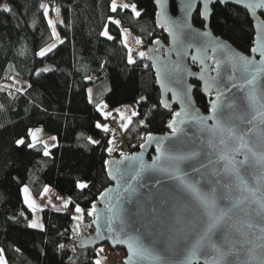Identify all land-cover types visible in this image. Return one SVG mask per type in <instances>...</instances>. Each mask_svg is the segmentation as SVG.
<instances>
[{
  "label": "trees",
  "instance_id": "16d2710c",
  "mask_svg": "<svg viewBox=\"0 0 264 264\" xmlns=\"http://www.w3.org/2000/svg\"><path fill=\"white\" fill-rule=\"evenodd\" d=\"M125 1L139 9V17L123 5L113 11V0H0V256L6 264H96L99 246H82L80 239L94 231L88 213L111 185L106 163L120 155L108 152L109 130L97 127L105 119L98 104L106 101L115 108L137 102V113L123 132L130 152L141 148L148 133H165L177 111L176 105L163 107L146 56L129 63L122 40L125 27L141 37L144 51L156 41L169 42L157 21L155 0ZM41 5L48 6L62 38L43 56L41 51L55 36ZM212 8L214 33L250 52L255 33L248 12L231 4ZM261 14L264 18V11ZM193 21L205 25L200 7ZM18 80L27 81V87L20 90ZM94 86L101 97L91 98L89 88ZM195 98L209 111V98L199 87ZM36 126L57 136L49 153L42 144L29 146L30 130ZM92 137L102 140L92 143ZM20 140L24 143H17ZM80 181L86 187L81 188ZM25 185L36 196L46 186L67 194L70 209L44 208L43 227H30L23 214ZM76 206L84 212L75 234L71 210Z\"/></svg>",
  "mask_w": 264,
  "mask_h": 264
},
{
  "label": "snow or ice",
  "instance_id": "6c2138e0",
  "mask_svg": "<svg viewBox=\"0 0 264 264\" xmlns=\"http://www.w3.org/2000/svg\"><path fill=\"white\" fill-rule=\"evenodd\" d=\"M221 2L229 4L230 0H203L201 16L205 24L210 16L209 5ZM157 3H161V0H157ZM237 3L250 10L253 17L257 15L258 9L264 10V0H237ZM41 7L47 14L48 6ZM111 7L113 11L117 10L115 0ZM122 7H131V11L137 17L140 16L134 4H124ZM192 7L193 0H188L183 20H172L162 13L160 24L161 28L167 27L171 36L172 47L168 53L174 52L177 59L158 62L156 72L162 87H166L174 98L181 101V109L174 112L168 124V136L157 138L151 133L147 134V141L155 140L158 153L151 163L145 162L142 155H126L122 160L107 162L115 165L109 168L108 175L116 182V187L107 189L99 197L105 204L106 228L109 233L118 232L123 237L118 242L127 246L129 255L125 264H198L201 257H204V264H251L252 261L264 264V28L260 24L256 25V47L250 49L253 53L259 52L261 59L257 62L233 51L210 31L195 30L187 18ZM5 11L10 9L5 7ZM59 12L57 8V16ZM48 23L52 25L55 35L53 21L49 20ZM193 47L196 54L191 56V61H199L200 73L192 72L185 63L189 49ZM50 50L45 49L40 55ZM209 50L213 52L211 66L202 59V55ZM216 53L226 59V65L217 58ZM139 55L143 58L148 53L140 52ZM128 59L129 63H134L131 55ZM225 67L229 72V83L222 76V68ZM210 72L215 75L206 77L205 74ZM190 76H199L209 96L215 92L214 99L209 100L208 115L200 113L189 95L193 87L187 82ZM237 79L241 82L237 83ZM164 81L174 87L167 88ZM161 103L164 108H169L168 101ZM209 121L213 123L209 124ZM242 125L250 127L243 128ZM123 127L127 130L128 124ZM192 127L201 133L195 141L189 137ZM17 143L23 144L24 141ZM113 150L108 149L109 153ZM237 156H243V159L238 160ZM252 167L258 172L257 187H251L243 174ZM162 178H167L170 185L165 187ZM224 178H227V182L222 183ZM150 179L153 186H160L158 193L162 205L178 206L180 214L176 226L169 229L167 234L161 231L163 239L157 237L146 242V237L126 217L128 210L125 205L139 202L137 198L141 195V189L149 186ZM80 187L86 185L80 184ZM233 192L237 195H232ZM24 193L29 207L35 210L34 202L27 198L26 187ZM75 211L84 212L79 206H76ZM239 213H243L245 219L238 227L235 219ZM88 214L94 218L99 237L101 213L95 203ZM76 219L80 220L82 216ZM29 226L42 228L36 221H32ZM233 231L252 238L248 243L254 244V247L240 250H236L234 245L227 247V244H232L228 237ZM241 255L250 257L251 261L241 259ZM0 264H6L2 256ZM96 264H100V261L97 260Z\"/></svg>",
  "mask_w": 264,
  "mask_h": 264
},
{
  "label": "water",
  "instance_id": "95a60500",
  "mask_svg": "<svg viewBox=\"0 0 264 264\" xmlns=\"http://www.w3.org/2000/svg\"><path fill=\"white\" fill-rule=\"evenodd\" d=\"M187 2H188V0H161V3H163V8H162L161 3H157V0H155L156 6L158 9L157 21H158L159 25L162 22V13H163V16H166L169 19L183 20L186 16L185 4ZM215 4H217V3H213V4L209 5L210 16H209L208 22L204 26H198L194 23L193 17H194V14L199 7H200V13L203 12V0H193L192 10L189 14H187V18H188L189 23H191L193 28L197 31H204V30L210 31L214 37L222 39L225 43H227L228 46L233 51H235L239 54H244V55L248 56L250 59H254L257 62H259V60L261 59L259 52H255V53H253L251 51L245 52V51L241 50L240 48H238L237 46H235L228 39L214 33V31L210 27L209 22H210V18L212 16V13H213L212 7ZM221 4H224V3L221 2ZM229 4L243 8L248 12L250 19L252 21V25H253V29H254V33H255L253 47H256V36H257L256 25L260 24L261 27L264 28V18L261 14V12H263L264 10L258 9L257 15L255 17H253L250 13V10L246 9L244 7V5H242V4H238L237 0H230ZM163 29L166 31V34L168 35L169 42L164 43V44L163 43H155V45L149 47L145 51L146 53H148V55H146V58L150 62V64L152 65V67L155 71V74H156L158 85L161 88V95H162L161 101H168L170 106L176 105L177 111H180L181 101L174 98L172 95V92L168 91L166 89V87H162L161 80L158 78L157 72H156V65L158 62L174 61L175 59H177L174 52L168 53V49L170 47H172V40H171V36H170L169 32L167 31V27H164ZM154 49H159L160 51L154 52L153 51ZM195 54H196L195 47L190 48L189 49V55L186 58L185 63L192 72L200 73L201 72V65H200L199 61H196V62L191 61V56L195 55ZM212 56H213V52L211 50H209L207 53H204L202 55V59H204L206 65H208V66L212 65V59H211ZM216 56L218 59H221L222 64H224V65L227 64L226 59L220 53H216ZM193 64H195L196 66H193ZM205 75L207 77V75H215V73L210 72V73H206ZM237 75H239V73H237ZM222 76L224 77L225 82L229 83V81H228L229 72L226 69V67L222 68ZM194 81L198 82L199 85H197ZM187 82H188V84L193 86L192 91L189 95L193 99V103H194L195 107L199 109V111L202 115H208L209 111H204L198 105L196 98H195V90L199 87L200 90L202 91V93L205 94L209 98V100L214 99L215 92H213L212 95L209 96V94L204 91V88H203L204 82L199 79V76L187 77ZM236 82L240 83L241 81L239 79H237ZM164 83L167 86V88L174 87V85L170 84L168 81H164ZM233 91H235V90H233ZM208 123L211 124V123H213V121H209ZM242 127L248 128L250 126L249 125H242ZM169 133H170V129L168 127V130L165 133L152 134V135L154 137L159 138V137L168 136ZM200 135H201V133L199 132V130L196 127L191 128V130L189 132V137L193 141H195L196 138ZM253 140H255V138H253ZM143 145H145V147L140 148L139 150L130 152L128 154H121V155L112 156L109 158L108 161L122 160L123 156H126V155H142L145 162L151 163L152 159L156 155H158V153L156 152L155 140L149 142V141H147V136H146V139H145V142L143 143ZM152 148H154V152L151 151ZM213 159H215V157H213ZM237 159L242 160L243 156H237ZM110 167H115V165H109L108 163H106L107 174H108V170ZM243 174L245 176V179H247V181L251 187H257L256 176L258 175V172H257V169L255 167L247 169V171H245ZM109 178L111 181V185L107 189L115 188L116 182L114 180H112L110 176H109ZM154 178L155 177H153V179ZM162 179L164 180V186L165 187L170 185L171 182L168 181L167 178H162ZM216 179H221V178L216 177ZM224 182H227V178H224L222 180V183H224ZM159 187L160 186H153L151 179H150L149 180V186L141 189V195L137 198V200L139 202L134 201L131 204L125 205V207L128 210L126 213V217L129 219V221L133 225V227L136 229H139L140 232L146 237V242H150L152 239L157 238V237H160L161 239H163L164 237L160 236L161 231H163L165 234H167L169 229L176 226V220L180 214V209L178 206L172 207L171 204L162 205L161 197L158 193ZM107 189H105L102 192V194ZM221 194H223V193H221ZM112 195H115V193H113ZM232 195H237V193L233 192ZM223 202H226V201H223ZM97 209L101 213V221H100V223L102 225L101 235L99 237H97L96 224L93 222L92 225H93L94 231L88 236L81 237V239H80L81 245L82 246H95V247H97V246H101L104 244H109L112 249L121 248L126 252V256L123 258V262L125 264V262L128 258V255H129L128 250H127V246L125 244L118 242L120 239H123V237L120 236V234L118 232L117 233H109L107 231L106 220L104 218L105 204H104V201L100 200L99 198H98V202H97ZM165 212L167 214H164ZM244 219H245V217H244L243 213H239L236 216L235 222H236L238 227L242 224ZM228 239L232 242V244H227V247H232L234 245L236 250H240V249L248 248V247H254V244L248 243V240L252 239V238H250V237L246 238V237L242 236L240 234V232H237V231H233L231 233V235L228 237ZM241 259H248L251 261L250 257L244 256V255H241ZM198 264H204V257H201L199 259ZM251 264H255V262L252 261Z\"/></svg>",
  "mask_w": 264,
  "mask_h": 264
},
{
  "label": "rangeland",
  "instance_id": "374dc122",
  "mask_svg": "<svg viewBox=\"0 0 264 264\" xmlns=\"http://www.w3.org/2000/svg\"><path fill=\"white\" fill-rule=\"evenodd\" d=\"M115 3L117 5L128 4L125 0H115ZM137 11H139L138 8H137ZM47 14L49 16V20H52L55 25L56 34H55L54 42L50 44L49 46H47L45 49H48V48L52 49L54 48L52 47L53 45L56 46L60 42L61 37L59 35L54 18L50 16L49 13ZM105 32H107L109 35L108 30H105ZM122 40L128 48V57L129 55H131L133 61L136 59L137 56H139L140 52H145L143 48V40L133 30L122 27ZM138 41L140 42L138 43ZM18 81H20L19 82L20 90H23L24 88L27 87L28 85L27 81L25 80H18ZM14 86L15 85H11V87H14ZM91 92L92 90L90 88V93ZM98 107L105 117L103 121L99 122V125H101V127L110 131V134L107 138V150L109 148L114 149L111 152V154H114L116 152H118L120 155L130 153L129 146L123 136V132L125 130L123 125L129 124V120H131V118L134 116L133 113H137V102H129V103L122 104L114 108L110 106L106 101H103L98 104ZM113 111H117L119 115L116 113L117 123H115L112 126V124H110V120L108 119V117L110 116L113 117L114 115V113L112 114ZM30 137L32 141L31 144L32 145L42 144L44 146L46 153H49L51 148L58 143L57 136L53 133H50L44 130L42 126H36V127L31 128ZM33 137H35V139H33ZM92 138L96 142L102 140L101 138H97V137H92ZM80 184L86 185V182L80 181L79 185ZM25 187L28 189L27 198L28 200L34 202L36 206L35 210L29 207V204L26 202L25 193H24ZM23 197H24L25 205L27 206V208L23 210V214L28 219L29 224L32 221H36L38 224L42 225L43 227L42 210L44 208L48 207V208H52V209L60 210V211H66L70 209L69 208L70 197L67 194H62V193L57 192L51 186H46L42 194L39 196H36L32 193L29 185H25L23 187ZM75 209L76 207L71 210L72 217H73V230L75 233H79L80 224L83 219V213H77ZM77 216H82V219L77 220L76 219ZM38 228H41V227H38ZM101 249L103 250L101 251ZM123 254H124L123 249L121 248L112 249V248L105 246L104 244V245L99 246L98 248L97 260L100 261V264H124ZM2 257L5 260V257L4 256Z\"/></svg>",
  "mask_w": 264,
  "mask_h": 264
},
{
  "label": "crops",
  "instance_id": "0c3cea01",
  "mask_svg": "<svg viewBox=\"0 0 264 264\" xmlns=\"http://www.w3.org/2000/svg\"><path fill=\"white\" fill-rule=\"evenodd\" d=\"M52 30H53V28H52ZM54 36H55V35H54ZM61 40H62V38H61ZM61 40H60V41H61ZM90 88H91V90H92L91 93H90ZM90 88H89V94H90L91 98H96L97 96H98V97H101V96H102V94H100L99 92H98V93L96 92V88H97L96 86H94V87H90ZM113 113H117V114H118L117 111H113L112 114H113ZM112 114H111V115H112ZM118 115H119V114H118ZM110 117H111V116H110ZM110 124H112V123L110 122ZM109 134H110V131H109ZM74 233H75V232H74ZM74 233H73V234H74ZM75 234H76V233H75Z\"/></svg>",
  "mask_w": 264,
  "mask_h": 264
},
{
  "label": "built area",
  "instance_id": "2783aa9c",
  "mask_svg": "<svg viewBox=\"0 0 264 264\" xmlns=\"http://www.w3.org/2000/svg\"><path fill=\"white\" fill-rule=\"evenodd\" d=\"M111 118H112L114 124L117 123V122H116V120H117V118H116V113H114L113 117H111Z\"/></svg>",
  "mask_w": 264,
  "mask_h": 264
}]
</instances>
